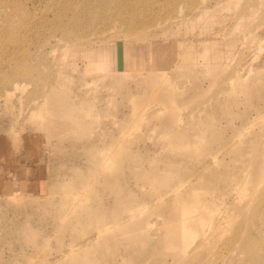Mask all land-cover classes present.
<instances>
[{
	"label": "rangeland",
	"instance_id": "1",
	"mask_svg": "<svg viewBox=\"0 0 264 264\" xmlns=\"http://www.w3.org/2000/svg\"><path fill=\"white\" fill-rule=\"evenodd\" d=\"M263 170L264 0H0V264H264Z\"/></svg>",
	"mask_w": 264,
	"mask_h": 264
},
{
	"label": "bare ground",
	"instance_id": "2",
	"mask_svg": "<svg viewBox=\"0 0 264 264\" xmlns=\"http://www.w3.org/2000/svg\"><path fill=\"white\" fill-rule=\"evenodd\" d=\"M236 3H237V2H236ZM108 58H110L109 54H108ZM108 58H107V59H108ZM101 61H102V60H101ZM106 61H108V60H106ZM104 63H105V62H104ZM104 63H103V64H104ZM111 66H113V65H111ZM111 66H109V68H111ZM25 70H26V69H25ZM30 70H32V69H29V71H30ZM21 71H22V69H21ZM29 71H27V72L29 73ZM17 72H18V71H17ZM27 72H26V73H27ZM33 72H34V71H33ZM21 73H24V72H21ZM14 88H15V87H14ZM263 171H264V170H263ZM260 172H261V171H260ZM262 173H263V174H262ZM262 173H261V176H262V178H264V172H262ZM205 178H207V177H205ZM245 183H246V182H245ZM246 184H247V183H246ZM247 193H248V192H247ZM248 197H249V196H248ZM248 199H249V198H248ZM249 201H250V200H249Z\"/></svg>",
	"mask_w": 264,
	"mask_h": 264
},
{
	"label": "water",
	"instance_id": "3",
	"mask_svg": "<svg viewBox=\"0 0 264 264\" xmlns=\"http://www.w3.org/2000/svg\"><path fill=\"white\" fill-rule=\"evenodd\" d=\"M120 58H121L120 49H118V60H120ZM122 68H123V66L121 64L117 65L118 70H121Z\"/></svg>",
	"mask_w": 264,
	"mask_h": 264
}]
</instances>
